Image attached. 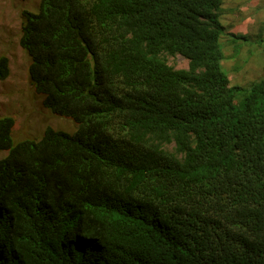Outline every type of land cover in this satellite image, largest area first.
<instances>
[{"label":"trees","instance_id":"obj_1","mask_svg":"<svg viewBox=\"0 0 264 264\" xmlns=\"http://www.w3.org/2000/svg\"><path fill=\"white\" fill-rule=\"evenodd\" d=\"M221 4L23 10L33 92L77 128L13 145L0 118V264H264V66L237 102Z\"/></svg>","mask_w":264,"mask_h":264},{"label":"rangeland","instance_id":"obj_2","mask_svg":"<svg viewBox=\"0 0 264 264\" xmlns=\"http://www.w3.org/2000/svg\"><path fill=\"white\" fill-rule=\"evenodd\" d=\"M219 37L223 57L220 69L227 75L240 102L248 88L262 76L264 66V0H221ZM40 0H0V55L8 59L9 75L0 81V118L10 116L15 125L13 145L38 139L47 126L73 133L77 125L52 115L41 107V97L33 92L27 74L29 60L19 45L23 10L36 12ZM179 67L181 57L169 61ZM7 153L0 151V158Z\"/></svg>","mask_w":264,"mask_h":264}]
</instances>
